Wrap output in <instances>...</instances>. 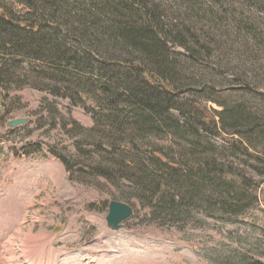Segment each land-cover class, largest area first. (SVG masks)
<instances>
[{"label": "trees", "instance_id": "16d2710c", "mask_svg": "<svg viewBox=\"0 0 264 264\" xmlns=\"http://www.w3.org/2000/svg\"><path fill=\"white\" fill-rule=\"evenodd\" d=\"M261 14L264 0H0V85L92 116L61 120L80 137L76 154L52 150L71 179L126 180L164 223L232 219L264 184Z\"/></svg>", "mask_w": 264, "mask_h": 264}, {"label": "rangeland", "instance_id": "374dc122", "mask_svg": "<svg viewBox=\"0 0 264 264\" xmlns=\"http://www.w3.org/2000/svg\"><path fill=\"white\" fill-rule=\"evenodd\" d=\"M158 1L170 8L182 2ZM19 118L28 122L8 127ZM62 119L84 129L94 125L68 99L0 85V264L264 263V184L261 202L232 219L194 212L188 221L160 222L131 195L126 180L84 173L70 178L52 150L76 154L80 137L66 133ZM27 149L34 152L22 155ZM113 200L134 208L119 231L106 221Z\"/></svg>", "mask_w": 264, "mask_h": 264}, {"label": "water", "instance_id": "95a60500", "mask_svg": "<svg viewBox=\"0 0 264 264\" xmlns=\"http://www.w3.org/2000/svg\"><path fill=\"white\" fill-rule=\"evenodd\" d=\"M28 122L27 118H19L8 123V127L13 128ZM134 213V208L124 202L113 200L109 203V211L106 217L107 226L111 231H119L123 223Z\"/></svg>", "mask_w": 264, "mask_h": 264}]
</instances>
